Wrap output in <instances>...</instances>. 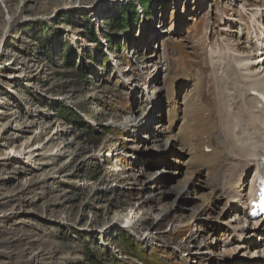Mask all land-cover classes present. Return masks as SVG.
<instances>
[{"label": "rangeland", "instance_id": "1", "mask_svg": "<svg viewBox=\"0 0 264 264\" xmlns=\"http://www.w3.org/2000/svg\"><path fill=\"white\" fill-rule=\"evenodd\" d=\"M262 3L0 0V264H211L204 252L215 250L228 264L246 258L255 245L231 255L223 243L237 216L220 212L223 176L202 157L203 136L159 158L171 143L156 135L183 74L195 81L176 88L177 114L212 104L203 33L245 52L246 18ZM138 92L159 103L151 139L133 128L150 115ZM20 150L24 160H1ZM191 172L198 183L181 191ZM210 190L216 204L193 199ZM251 234L264 249V235Z\"/></svg>", "mask_w": 264, "mask_h": 264}, {"label": "bare ground", "instance_id": "2", "mask_svg": "<svg viewBox=\"0 0 264 264\" xmlns=\"http://www.w3.org/2000/svg\"><path fill=\"white\" fill-rule=\"evenodd\" d=\"M202 1L203 0H201V2ZM20 12L18 13V17L14 16L8 21V29L21 21ZM263 14L264 6L261 8V12L252 11V20L250 23L252 25H257L254 29H259V27L262 28L263 26L261 30L264 35V25L260 22V19H263ZM248 30L250 31V28ZM153 32L157 33V30H153L149 33L154 35ZM262 42L261 38L256 37L254 38L252 45L250 42L248 48L244 47V49H246L245 52L239 51L233 53L229 47H224L219 43L210 45V35L207 31L204 32L198 40V46L202 52L204 63L208 67L212 104H200L197 110L195 108L185 110L181 119H179V117H174V119L170 117L164 130H161V125L165 121L158 126L160 130H157L158 135H156L158 141H161V139L164 138L167 144L171 143V148H168V152L161 154L159 158H165L166 156L174 154V150L176 149L180 151L183 150L184 142L193 141V137L196 133L203 136V152L205 153V149L207 148H209L210 151L209 153H206V156L202 157L208 163L210 162L216 165L215 169L216 172L220 174V178L223 176L222 180H220L221 184L219 183L218 185L220 188L222 187V189H224L227 198L220 212L225 211L226 207L228 208L230 206L229 209L235 212L236 214L234 215L237 216L234 225H229V223H227L222 227L225 228L224 234H226L223 243L230 244L227 245V248L230 250L231 255L237 250H246L245 248H248L250 245H255L253 246L255 249H253L250 254L248 253L246 256L243 254L244 256L242 257L246 258L240 260L238 264H264V249H261L263 248V245H261L263 242L261 243L257 240H252L254 235H248V232L250 231L258 236L264 235V226L255 223L249 224L241 216L244 203L241 190L243 187H246L251 180V178L248 180L246 177L249 175V170H253L252 167L254 165L252 161L255 158L257 150L264 147V108L258 107L256 99L251 95L252 93L264 95V44H262L263 49H260L258 52L255 50V47ZM239 49H241V47H239ZM259 56H261V58H259ZM120 72L121 71H119V74L121 75L122 72ZM189 83L190 76L186 74H183L180 78L174 80L168 91L169 97L171 98L170 94H173L174 90H176L175 88H182V86ZM199 84H196L198 90L201 89ZM144 92L146 93V89ZM138 95H140V98H142L143 101L141 104L142 113L148 111V115L150 113L149 119L145 118L143 122L139 123V125H136L138 121L135 123V121L131 119L128 120V122H125L123 127L125 128L134 124L136 125L133 126V128L136 127L135 130H149L148 134L151 135L148 139H151V137H154L157 133V131L155 132L152 131L153 129L151 130L150 125L152 121L155 120V112L158 109L159 103L157 102L158 100L156 101V99H154L155 97L153 98L150 96L151 94L141 96V92H138ZM149 105L152 107H149L150 111L148 109ZM167 108H169L170 116V110L173 106L167 105ZM195 113L200 114L198 118H194L196 117ZM202 115L204 118L207 117V120L201 121L200 119ZM193 118L194 120L192 121L191 119ZM176 119L177 121L174 123ZM54 133L56 134L57 131ZM49 140L51 139L49 138ZM38 149L39 147L34 148L31 152V156H33ZM16 152L18 153L15 154L14 152V154H11V151L5 153V156L1 158V160L17 159L18 155L20 160H24V156L28 155L21 150ZM259 152L257 154H259ZM212 164L209 165L213 167ZM219 171H221V173ZM195 173L196 172H191L190 174L188 173L189 175L186 174L188 175L185 180L186 187L181 191H185L187 190L186 188L198 183V174ZM215 182L217 184V181ZM241 182L243 183L240 184ZM204 185H206L208 189L211 188L209 181H204ZM237 187L238 190H240L241 195L237 194L236 196L233 195L232 192L234 189H237ZM213 192V190H210V194L200 196H198L199 193H194L193 199L200 198L208 205H211L213 202L216 204L220 201V198L215 196V192ZM218 216L217 224L218 226H221L222 224L219 222L222 220L220 219L221 213H219ZM129 220L132 221L135 220V218L131 216ZM236 240H240V244L237 243ZM230 242H234L235 244H231ZM256 246L259 247L256 248ZM204 254L208 256V260L211 259V264H228L226 260L228 254L225 255L216 250L204 252Z\"/></svg>", "mask_w": 264, "mask_h": 264}]
</instances>
